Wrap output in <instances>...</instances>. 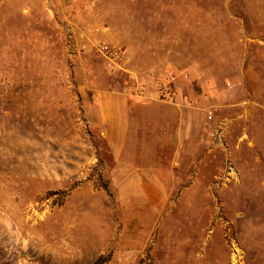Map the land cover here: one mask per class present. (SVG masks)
Here are the masks:
<instances>
[{"label": "rangeland", "instance_id": "374dc122", "mask_svg": "<svg viewBox=\"0 0 264 264\" xmlns=\"http://www.w3.org/2000/svg\"><path fill=\"white\" fill-rule=\"evenodd\" d=\"M0 264H264V0H0Z\"/></svg>", "mask_w": 264, "mask_h": 264}, {"label": "built area", "instance_id": "2783aa9c", "mask_svg": "<svg viewBox=\"0 0 264 264\" xmlns=\"http://www.w3.org/2000/svg\"><path fill=\"white\" fill-rule=\"evenodd\" d=\"M182 75H184L185 77L188 76L186 72H182ZM176 78H177V75L174 72H171L167 74L166 76H164V78H161V80L156 83V86L158 87L157 89L158 95L172 96V93H173L172 84L174 83ZM146 88H147L146 85L138 83L136 85V90L132 88L129 90L128 93L130 95H137V96L144 95L146 92ZM208 117L209 119L213 117V110L209 111Z\"/></svg>", "mask_w": 264, "mask_h": 264}, {"label": "crops", "instance_id": "0c3cea01", "mask_svg": "<svg viewBox=\"0 0 264 264\" xmlns=\"http://www.w3.org/2000/svg\"><path fill=\"white\" fill-rule=\"evenodd\" d=\"M115 98L117 99L118 97H115ZM163 103H167V102H163ZM107 107H108V106H107ZM107 107H106V108H107ZM106 108H105V110H106ZM175 108H176V107H175ZM167 113H168V112H167ZM108 133H109V132H108ZM110 140H111V138L109 139V141H110Z\"/></svg>", "mask_w": 264, "mask_h": 264}]
</instances>
